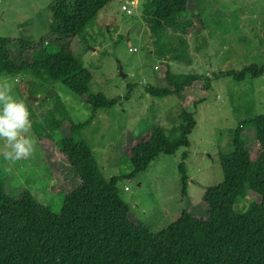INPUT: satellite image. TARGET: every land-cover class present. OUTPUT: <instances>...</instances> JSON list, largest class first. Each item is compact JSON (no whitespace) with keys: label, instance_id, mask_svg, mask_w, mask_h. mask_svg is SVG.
Returning a JSON list of instances; mask_svg holds the SVG:
<instances>
[{"label":"rangeland","instance_id":"374dc122","mask_svg":"<svg viewBox=\"0 0 264 264\" xmlns=\"http://www.w3.org/2000/svg\"><path fill=\"white\" fill-rule=\"evenodd\" d=\"M55 1L0 0V40L10 39L13 58H17L18 41L31 46H39L41 41L59 42L90 73V95L119 102L93 113L86 97L74 95L60 83H43L30 73L16 77L0 74V83L6 82L15 99L28 107L32 123L28 135L34 142L31 157L12 165L11 171L5 170L7 162L0 155L5 192L16 198L27 191L36 202L58 214L62 195L73 190L78 181L55 144L60 136L74 137L89 147L106 180L122 179L118 194L130 209L131 222H141L157 234L173 224L182 211L204 218L203 193L222 181L219 155L232 152L233 132L239 123L264 116V74L243 81L220 77L222 72L264 66V0H190L188 11L197 18L193 31L184 37L187 50L179 62L155 53L141 10L146 0H112L83 35L66 40L50 32V8ZM123 5L131 10L130 15L121 10ZM52 46L46 50L51 51ZM26 55L30 60L31 54ZM167 67L172 75H194L200 80L180 95L151 98L146 88H170ZM206 88L207 94L199 92ZM202 98L204 101L193 108ZM183 110H195L196 125L188 136L189 146L173 155L160 154L144 172L126 178L131 173L126 157L131 141L141 139L154 126L169 139L174 138L180 132ZM90 118L87 127L71 133V124ZM56 121L60 123L58 130L54 129ZM241 136L254 159L253 130L245 129ZM4 145L0 139V153ZM181 164L187 178L184 189ZM247 200L260 201L251 192Z\"/></svg>","mask_w":264,"mask_h":264},{"label":"trees","instance_id":"16d2710c","mask_svg":"<svg viewBox=\"0 0 264 264\" xmlns=\"http://www.w3.org/2000/svg\"><path fill=\"white\" fill-rule=\"evenodd\" d=\"M111 1H55L50 8L51 35L64 40L83 35ZM189 1L146 0L142 4L158 57L183 61L187 50L184 37L193 31L197 18L188 11ZM10 42L0 40V74L16 77L30 73L43 83H60L74 95L86 97L93 113L119 102L90 95V73L59 42L41 41L39 46H31L18 41L17 58L9 51ZM48 45H53L49 52ZM263 74L264 66L250 65L239 72H222L220 77L243 81ZM165 77L170 88H146L151 98L180 95L200 80L194 75H172L168 67ZM202 101L204 98L195 101L193 108ZM194 111L181 112L180 132L172 139L154 126L141 139L132 140L126 155L131 173L126 178L144 172L160 154L173 155L188 147V136L196 125ZM92 119L71 124V133H78ZM59 126L54 122L55 130ZM245 129L254 133V159L241 136ZM60 137L55 146L78 185L62 195L58 214L36 202L27 191L16 198L8 195L0 177V264H264V116L239 123L233 132L232 152L219 155L222 181L203 193L206 216L197 218L182 211L173 224L157 234L141 222H131L130 209L118 194L122 179L106 180L83 141ZM179 172L184 189L187 178L182 164ZM248 192L260 201L247 200Z\"/></svg>","mask_w":264,"mask_h":264},{"label":"clouds","instance_id":"9594fccd","mask_svg":"<svg viewBox=\"0 0 264 264\" xmlns=\"http://www.w3.org/2000/svg\"><path fill=\"white\" fill-rule=\"evenodd\" d=\"M31 127L30 112L25 102L15 99L6 82L0 83V139L5 141L0 155L7 162L6 171H11L12 165L33 154L34 142L28 135Z\"/></svg>","mask_w":264,"mask_h":264},{"label":"built area","instance_id":"2783aa9c","mask_svg":"<svg viewBox=\"0 0 264 264\" xmlns=\"http://www.w3.org/2000/svg\"><path fill=\"white\" fill-rule=\"evenodd\" d=\"M121 10L124 11L127 15L131 14V10L129 8H127V6H125V5L121 6Z\"/></svg>","mask_w":264,"mask_h":264}]
</instances>
